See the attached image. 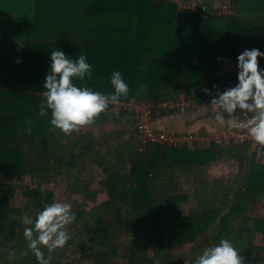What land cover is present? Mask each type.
<instances>
[{
    "label": "trees",
    "instance_id": "obj_1",
    "mask_svg": "<svg viewBox=\"0 0 264 264\" xmlns=\"http://www.w3.org/2000/svg\"><path fill=\"white\" fill-rule=\"evenodd\" d=\"M37 3L33 34L39 40H33L26 56L34 74L46 75L52 51L62 50L72 59L86 55L92 65V79L74 80L77 86L105 94L114 92L111 74L120 71L130 89L120 102L135 100L152 105L154 112L163 109L160 103L166 101L169 86L185 87L188 95L200 90L216 71L218 55L238 57L252 48L264 52V0H235V11L227 17L212 14L210 11L214 9L207 4L206 11L188 10L171 0H37ZM42 3H48L45 9L48 13L63 10L66 25L42 27L39 21ZM45 34L49 37L42 36ZM54 34L57 38L52 37ZM258 62L263 66L264 57H258ZM39 87L0 90V172L9 180L30 179V183L20 185L26 198L25 207L11 202L16 194L15 184L0 182V248L8 247L4 249L6 252L0 250V264H37L23 235L26 226L22 217L26 211L39 212L54 202L56 192L49 186L61 180L66 182L65 192L75 199L72 211L76 214L73 223L76 232L64 248L53 253L51 264H84L87 259L93 264H118L122 237L139 240L135 250L123 254L137 264L181 263V258L176 259L179 254L175 249L187 244L197 249L183 264H193L206 247L224 238L241 251L246 264H264V236L261 245L253 241L262 229L264 215L248 213L250 205L264 198V164L256 161V153L246 182L227 186L221 179L209 182L203 178L205 171L201 168L209 160L202 154H211L208 158L212 161L216 144L201 151L197 147L150 142L145 151L131 155V170L125 174L112 171L108 173L110 184L92 189L88 177L83 176L86 164L81 159H84L82 152L88 151L83 145L90 146L93 135L50 132V110L48 116H38L45 91ZM28 120L34 124L31 134L26 132ZM81 145L85 148L75 152ZM187 156L196 161H188ZM117 159L116 165L122 166L126 157ZM136 165H141L142 170L135 169ZM173 167L185 172L203 171L192 187L196 202L187 212L184 205L192 194L182 191L178 179H163L164 171ZM225 188L228 191L224 194ZM100 191H106L111 199L87 210L85 202L95 201ZM143 238L157 242L153 255L148 254ZM68 250L73 251L72 259L67 257ZM13 251L15 255H9ZM77 251L82 257L77 256Z\"/></svg>",
    "mask_w": 264,
    "mask_h": 264
},
{
    "label": "crops",
    "instance_id": "obj_2",
    "mask_svg": "<svg viewBox=\"0 0 264 264\" xmlns=\"http://www.w3.org/2000/svg\"><path fill=\"white\" fill-rule=\"evenodd\" d=\"M171 1L177 3L179 8L184 9L186 4H195L196 7L199 4H207L211 9H217L221 5L220 0ZM37 4V0H0V90L13 91L22 86H40L39 88L44 89L43 81L45 75H40L39 77V75L34 74L33 67L28 63V58H26L33 40L36 42L39 40L33 34ZM47 5L48 3L41 4L42 7H40L39 12L40 25L42 27L66 25L67 19L62 12L63 10H55L48 13L45 10ZM42 36L49 37L46 34ZM52 37L57 38L55 34ZM226 57L230 58V66H237V57ZM18 60L20 61L19 63H17ZM259 66L264 69V65L261 66L259 63ZM216 67L212 77L206 79L201 86L202 88L191 95L186 93L185 87L175 88L174 86H169L165 100L177 102L176 107L173 109L162 107L163 111L160 109V111L156 110L152 118V126L167 132L169 135L194 134V140L184 145L189 148L197 147L203 151L212 144H216L215 158L212 161L208 158L211 154H202L209 160L201 168L205 171L202 173L204 175L203 178L208 179L209 182L212 179H221L227 186L231 184L238 186L246 182V177L250 170V162H253L255 153L256 161L264 164V148L251 144L249 146L235 144L226 137L225 131L228 127H222L216 122L213 114L215 106L210 104L212 98L217 96L218 92H223L238 83L237 76L230 74L229 76L233 77L235 82L233 85L228 84L227 78H220L217 74V70H219L218 62ZM204 89L209 91L206 93ZM134 104L135 100H131L129 103L120 102L116 110L110 107L106 113L102 114L95 125L76 133L77 136L82 133H91L93 135L90 146L83 145L87 146L88 151L86 153L82 152L84 159H81V163L86 164L82 169V172H85L83 176L88 177L91 187L95 189L110 184L108 173L117 171L120 174H125L131 170V155L145 151L148 143L143 145L141 136L136 128ZM84 148L81 145V148L77 146L74 150L80 153L81 149ZM98 154L99 157H94ZM123 156L124 158L126 157V160L122 161V166L115 165L113 168L104 163V160L108 159L117 162V157L122 158ZM186 159L190 162L196 161L193 156L191 158L187 156ZM137 167L138 170H142L141 165L134 166L135 169ZM201 169H188L185 172L173 167L164 171L163 179L168 181L178 179L182 191L191 193L193 192L192 187L199 180L198 174L202 171ZM197 170L198 172L194 173ZM225 190L228 191V188L224 189V194ZM191 194L190 201L194 203L196 202V197L193 196V193ZM96 199L99 202H104L111 199V195L106 191H100ZM252 206L254 205L248 207V213L250 210L257 209L255 207L251 208ZM256 206H264V198ZM259 235L264 236V223L262 231L258 232L253 240L254 243L261 245L263 240L257 241Z\"/></svg>",
    "mask_w": 264,
    "mask_h": 264
},
{
    "label": "clouds",
    "instance_id": "obj_3",
    "mask_svg": "<svg viewBox=\"0 0 264 264\" xmlns=\"http://www.w3.org/2000/svg\"><path fill=\"white\" fill-rule=\"evenodd\" d=\"M50 69L43 81L45 91L39 105L38 116L50 117V132L59 130L65 136L79 133L96 124L110 107L116 110L121 98L129 95V85L120 71L111 74L110 83L114 92L102 93L87 86H77L74 80L92 79V65L86 55L77 59L69 58L62 50L50 53ZM258 57H264L259 49H245L238 55V83L223 92H218L211 100L216 122L222 127L246 130L248 136L260 148H264V69ZM20 61L18 60L17 63ZM143 90V85L140 86ZM207 93L209 90L204 89ZM227 114V115H226ZM251 114V115H250ZM26 129L31 134L34 124L26 121ZM76 220L72 205L54 201L37 212L35 219L29 215L22 217L24 238L28 248L35 255L37 264H51L53 253L62 249L71 239L68 226ZM47 255L45 254V250ZM9 255L14 256L15 252ZM156 264H159L157 261ZM193 264H246L244 255L227 238L216 245L206 247L196 256Z\"/></svg>",
    "mask_w": 264,
    "mask_h": 264
},
{
    "label": "built area",
    "instance_id": "obj_4",
    "mask_svg": "<svg viewBox=\"0 0 264 264\" xmlns=\"http://www.w3.org/2000/svg\"><path fill=\"white\" fill-rule=\"evenodd\" d=\"M221 5L210 12L218 17H227L228 15L234 13L235 11V0H220ZM185 8L192 10L199 8L200 10L206 11V4H199L197 7L195 4H186ZM217 62L219 70L217 74L220 78H227V82L230 85H233L235 80L229 75L232 74L237 76L238 67L230 66V58L226 56H217ZM177 102L164 101L160 103V106L163 108L173 109L176 107ZM134 110L136 113V127L140 132L141 140L143 145L147 143H159L167 146H184L194 140V134H183V135H169L167 132L158 130L152 126V118L154 116V108L152 105L140 104L135 102ZM251 115V114H250ZM226 137L234 142L239 144H251L256 145V143L248 136L246 130H236L227 128L225 131ZM258 146V145H256Z\"/></svg>",
    "mask_w": 264,
    "mask_h": 264
},
{
    "label": "rangeland",
    "instance_id": "obj_5",
    "mask_svg": "<svg viewBox=\"0 0 264 264\" xmlns=\"http://www.w3.org/2000/svg\"><path fill=\"white\" fill-rule=\"evenodd\" d=\"M94 157H98V155H95ZM104 163H107L108 165L110 164L111 167L115 166L116 165V161L114 160H104ZM8 182V181H12L14 184H15V189H16V194L14 195V197L12 198V204L14 205H17V206H20V207H25L26 205V201L24 198V196L22 195V192H21V186L22 185H25V183H30V179L29 178H26L24 181H18L16 179H13V180H9V178L5 177L1 172H0V182ZM21 185V186H20ZM49 188H54V191L56 192V195H55V198H54V201H61V202H68L72 205V210H73V201L75 199H73L71 196H69L65 190H66V182L64 180H61L60 183H57L56 185L52 186L50 185ZM92 189H95L93 187H91ZM98 197V196H97ZM74 198H78L79 201H81L82 198H80L79 196H76ZM99 204V203H102L101 201L99 202L97 199L93 202H90V201H86L85 202V205H86V209L87 210H90L92 207H94L95 205ZM191 204H193V202L191 201H188L185 205H184V208H185V211H189V208L191 206ZM253 204V203H252ZM254 206H252L251 208L255 207L257 208L256 210H250L249 211V214L251 215H260V216H263L264 215V206H256L257 204H253ZM251 206V205H250ZM250 208V209H251ZM38 211L37 210H29V211H26L24 215H29L30 217H32L33 219L35 218V215ZM68 231L70 233V235H73L75 234L76 232V228L73 229V224L68 226ZM262 231V229H261ZM113 232V230L111 231ZM115 232V231H114ZM262 235H259L257 238V241H262L263 238ZM124 238V239H123ZM123 239V244L121 246H119V250H120V254L118 255V264H137V263H132L130 262V259L129 258H126L123 256L124 253L126 254H129L131 253L133 250L136 249V247H138L140 244L139 240H134L133 237H122ZM142 242L147 245L146 249L148 251V254L150 255H153L154 254V251H155V245H156V241L155 240H151L150 242L143 238L142 239ZM257 244V243H256ZM132 249H130V248ZM8 247H5V248H0L1 251H4L6 252L7 250H4ZM129 248V249H127ZM170 250V248L168 247L167 245V250ZM196 246H194L193 244H187V245H184L183 247L181 248H176L175 249V252H177L179 255L176 256V259L177 260H180L179 258H181L182 262L178 264H183L184 262H187L190 258V255L196 251ZM70 250H68L69 252ZM78 252V257H82V253L77 251ZM76 252V253H77ZM61 253V252H60ZM71 253V255H70ZM72 253L73 251L69 252V255L67 257H69V259H72L73 256H72ZM3 254V252L1 253ZM164 255V253H163ZM62 256V255H61ZM64 259H66L64 257ZM84 264H93V262L91 261V259H87L84 261Z\"/></svg>",
    "mask_w": 264,
    "mask_h": 264
}]
</instances>
